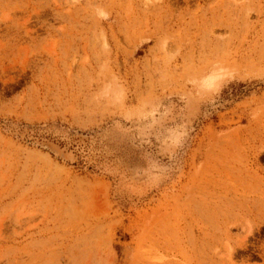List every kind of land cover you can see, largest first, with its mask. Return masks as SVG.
<instances>
[{
    "label": "rangeland",
    "instance_id": "obj_1",
    "mask_svg": "<svg viewBox=\"0 0 264 264\" xmlns=\"http://www.w3.org/2000/svg\"><path fill=\"white\" fill-rule=\"evenodd\" d=\"M0 264H264V0H0Z\"/></svg>",
    "mask_w": 264,
    "mask_h": 264
},
{
    "label": "bare ground",
    "instance_id": "obj_2",
    "mask_svg": "<svg viewBox=\"0 0 264 264\" xmlns=\"http://www.w3.org/2000/svg\"><path fill=\"white\" fill-rule=\"evenodd\" d=\"M217 82V81H216ZM51 145V144H50ZM53 145V144H52ZM56 151V150H55Z\"/></svg>",
    "mask_w": 264,
    "mask_h": 264
}]
</instances>
